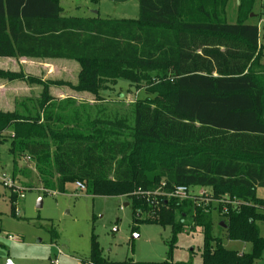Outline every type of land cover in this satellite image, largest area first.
<instances>
[{"label":"trees","instance_id":"16d2710c","mask_svg":"<svg viewBox=\"0 0 264 264\" xmlns=\"http://www.w3.org/2000/svg\"><path fill=\"white\" fill-rule=\"evenodd\" d=\"M229 2L139 0L137 19H111L67 16L61 0H0V57L80 65L75 84L0 69L1 78L42 86L33 110L0 109V145L10 143L15 181L28 176L19 157H30L43 190L65 193L80 181L89 194L127 197L135 226H171L174 239L191 216L203 231V264H255L264 254L261 32L249 21L256 0H239L236 23L224 18ZM120 79L149 94L136 96L132 121L50 93L65 84L103 103L102 92ZM180 185L211 188L213 198L237 203L225 211L167 195ZM216 210L227 238L250 243V251L228 249L214 236ZM84 261L137 264L107 260L96 236Z\"/></svg>","mask_w":264,"mask_h":264},{"label":"rangeland","instance_id":"374dc122","mask_svg":"<svg viewBox=\"0 0 264 264\" xmlns=\"http://www.w3.org/2000/svg\"><path fill=\"white\" fill-rule=\"evenodd\" d=\"M62 2L64 14L73 17L100 15L102 18L111 19H137L140 14L139 0ZM238 4L239 0H230L224 17L227 22L238 21ZM252 14L249 21L258 24L261 32V64L264 66V0H256ZM62 60L64 61H61L60 66L33 63L26 64L27 68L24 69L19 67L20 63L11 61L6 67L29 76L42 74L43 77L47 75L51 78L47 80L77 83L79 63L75 60ZM14 87L15 93L21 95L17 98L18 103L26 99L36 100V93L41 89L25 80H17ZM59 87L63 93L61 98L74 97L78 104H95L110 113L127 115L131 121L132 104L136 96L143 98L149 95L145 87L130 85L124 79L102 92L106 100L98 104L95 103L93 95L77 93L65 84ZM9 146V142L0 145V172L12 175L13 156L9 152ZM18 162L21 169H26L28 176L19 175L20 179L16 183L28 190L25 198L13 201L12 190L0 183V264H55L57 259L58 264H74L77 259L90 257L93 236H96L104 257L110 262L132 259L137 264H203L204 235L202 228L194 224L191 216L186 218L184 229L174 239L171 226L146 222L135 226L133 207L127 197L95 196L86 190L77 189L74 183L67 185L65 193L43 190L36 178L34 161L30 157L22 156ZM190 192L195 197L207 199L206 203L224 205L223 209L236 200L227 196L215 199L211 188L191 187ZM257 196L264 199V187L257 188ZM40 199L42 206H38ZM127 203L129 204L126 205ZM145 216L146 214H141L142 219ZM213 220V234L222 239L226 248L240 252L251 250L250 243L227 238L220 227L221 218L217 210L213 212ZM259 225L264 235V222ZM10 235L18 240L10 239ZM58 249L62 250L61 254ZM255 264H264V254Z\"/></svg>","mask_w":264,"mask_h":264},{"label":"crops","instance_id":"0c3cea01","mask_svg":"<svg viewBox=\"0 0 264 264\" xmlns=\"http://www.w3.org/2000/svg\"><path fill=\"white\" fill-rule=\"evenodd\" d=\"M61 4L63 6V2L61 0ZM64 8V7H63ZM11 61H14L15 63H20L19 67L26 69L27 65L26 64H33V63H40L42 66H49V65H57L60 66L61 65V61H64L62 59H33V58H27V57H20V58H13V57H0V69L1 70H5V71H15V70H11L8 67H6L8 64L11 63ZM5 65V66H4ZM16 72V71H15ZM43 73V72H42ZM32 76L41 78L43 80H47L50 77L45 75V77H43L42 74L40 75H35V74H31ZM51 79V78H50ZM60 79V78H58ZM17 80L14 81H10L7 79H3L0 78V89H3L2 92H0V109L4 110V111H14V110H19V109H29V110H33L34 109V105H38V102L40 101V95L42 93V86H39L40 92L36 93L37 97L36 100L33 99H26L23 100L22 102L18 103L17 102V98L21 95H18L17 93H15V87H14V83ZM56 91V92H55ZM14 92V93H13ZM50 93L53 97L57 98V99H63L61 98L62 96V92L59 86H57V88H50ZM62 93V94H61ZM29 101V102H28ZM18 105H21L18 107ZM30 105V106H28ZM10 239L17 241L18 239L15 238L14 236H9ZM76 262V261H75ZM74 262V264H75Z\"/></svg>","mask_w":264,"mask_h":264},{"label":"built area","instance_id":"2783aa9c","mask_svg":"<svg viewBox=\"0 0 264 264\" xmlns=\"http://www.w3.org/2000/svg\"><path fill=\"white\" fill-rule=\"evenodd\" d=\"M0 183L11 189L12 192L16 193L18 198H25V192L28 190L27 188H24L22 185H18L15 181V179L13 178V176L11 174H8L6 172H0ZM77 189L80 190H86V186L85 184H83L80 181H77L76 183ZM140 192V191H139ZM160 192H155V194H159ZM149 194V193H147ZM169 197H175L178 199H186V198H196L195 196H193L190 192V188L184 185H180L177 186L171 193L167 194ZM199 198V197H197ZM202 200H207V199H202ZM232 203H237V201H232ZM225 211H227V208L225 209ZM58 253L61 254L62 250L58 249ZM55 264H58V259L54 261ZM75 264H94L93 262H88V261H84L82 259H77Z\"/></svg>","mask_w":264,"mask_h":264},{"label":"water","instance_id":"95a60500","mask_svg":"<svg viewBox=\"0 0 264 264\" xmlns=\"http://www.w3.org/2000/svg\"><path fill=\"white\" fill-rule=\"evenodd\" d=\"M112 1H115V2H124V1H126V0H112ZM96 13H98V12H96ZM253 15V14H252ZM129 203H127L126 205H128ZM38 206H42V200L40 199V201H39V203H38ZM221 225L222 226H225V223L224 222H222L221 223Z\"/></svg>","mask_w":264,"mask_h":264}]
</instances>
